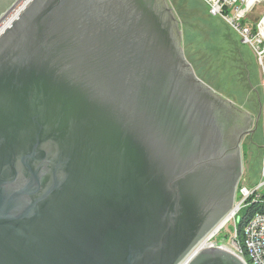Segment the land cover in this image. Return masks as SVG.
<instances>
[{
	"label": "water",
	"instance_id": "95a60500",
	"mask_svg": "<svg viewBox=\"0 0 264 264\" xmlns=\"http://www.w3.org/2000/svg\"><path fill=\"white\" fill-rule=\"evenodd\" d=\"M180 41L163 0H33L0 35V264H244L190 254L240 137Z\"/></svg>",
	"mask_w": 264,
	"mask_h": 264
},
{
	"label": "rangeland",
	"instance_id": "374dc122",
	"mask_svg": "<svg viewBox=\"0 0 264 264\" xmlns=\"http://www.w3.org/2000/svg\"><path fill=\"white\" fill-rule=\"evenodd\" d=\"M171 1L180 21L181 49L195 74L243 111L259 115L258 132L254 137L258 146L250 148L248 160L241 167V178L237 186L252 190L259 182L263 130L260 73L254 53L249 46L240 42L237 33L224 21L208 16L203 0ZM263 14L264 0L255 4L249 19L257 23ZM237 187L234 200L238 202L241 198ZM259 194H262V189ZM243 212L244 208H241L239 214ZM234 227L233 223L227 224L212 240L213 245H223L227 250H232L231 233Z\"/></svg>",
	"mask_w": 264,
	"mask_h": 264
},
{
	"label": "built area",
	"instance_id": "2783aa9c",
	"mask_svg": "<svg viewBox=\"0 0 264 264\" xmlns=\"http://www.w3.org/2000/svg\"><path fill=\"white\" fill-rule=\"evenodd\" d=\"M33 0H13L12 3L0 15V35L11 26L20 13ZM207 6L208 15L218 17L224 21L239 36L243 45L249 46L255 56V62L260 73V90L262 94V140L260 145V169L259 182L254 189L240 187V201H233L231 208L224 217L212 228L193 248L191 253L200 251L213 245L212 240L224 227L233 223L241 208L247 204L264 202V14L259 21H250L249 15L255 4L263 0H203ZM23 2H25L23 4ZM18 10V8H20ZM14 13H16L14 15ZM262 189V194L259 191ZM224 219H226L224 221ZM221 222H223L221 224ZM221 224V225H220ZM232 250L244 264H264V214L256 213L251 216L242 228V247L237 240L236 227L231 233ZM227 250V248H224ZM190 253V254H191Z\"/></svg>",
	"mask_w": 264,
	"mask_h": 264
},
{
	"label": "flooded vegetation",
	"instance_id": "af4514ba",
	"mask_svg": "<svg viewBox=\"0 0 264 264\" xmlns=\"http://www.w3.org/2000/svg\"><path fill=\"white\" fill-rule=\"evenodd\" d=\"M8 1L9 0H0V8ZM163 2H164V6L169 11L171 17L173 18V22H175L178 27L180 21L174 3L172 1L170 2V0H163ZM180 40H181V35H180ZM209 87L213 90V92L217 96H219L223 101H225L224 102L225 104L221 107V117L224 118V124L222 126V134H221L222 143L225 144V147L230 149L236 145V141L240 137V142H239V147L241 149L240 176L236 183L235 186L236 188L241 178V167L244 166L246 164V161L248 160L250 148L252 147L255 148L258 146L254 141V137L258 132L259 115L257 114L253 115L249 112L243 111L241 108L236 106L231 100L220 95L211 86Z\"/></svg>",
	"mask_w": 264,
	"mask_h": 264
},
{
	"label": "trees",
	"instance_id": "16d2710c",
	"mask_svg": "<svg viewBox=\"0 0 264 264\" xmlns=\"http://www.w3.org/2000/svg\"><path fill=\"white\" fill-rule=\"evenodd\" d=\"M237 187V191H238ZM244 208V212L241 214H238L235 218V227L237 232V240L240 243V246L242 247V228L245 225V223L248 221V219L253 216L256 213H262L264 214V202L262 203H253V204H247ZM240 213V212H239Z\"/></svg>",
	"mask_w": 264,
	"mask_h": 264
},
{
	"label": "bare ground",
	"instance_id": "6f19581e",
	"mask_svg": "<svg viewBox=\"0 0 264 264\" xmlns=\"http://www.w3.org/2000/svg\"><path fill=\"white\" fill-rule=\"evenodd\" d=\"M25 2H26V0H25ZM25 2H23V4H24ZM19 9H21V7L18 8V10H19ZM15 14H16V13H14V15H15ZM258 213H259V212H258ZM225 220H226V219H224V221H225ZM222 223H223V222H221V224H222ZM221 224H220V225H221ZM191 254H192V253H191ZM186 260H187V259H186ZM186 260L183 262V264H185Z\"/></svg>",
	"mask_w": 264,
	"mask_h": 264
},
{
	"label": "crops",
	"instance_id": "0c3cea01",
	"mask_svg": "<svg viewBox=\"0 0 264 264\" xmlns=\"http://www.w3.org/2000/svg\"><path fill=\"white\" fill-rule=\"evenodd\" d=\"M209 17H211L210 15H208ZM211 18H217V17H211ZM219 19V18H218ZM221 20V19H220ZM226 24V23H225ZM227 25V24H226ZM228 26V25H227ZM229 27V26H228ZM230 28V27H229Z\"/></svg>",
	"mask_w": 264,
	"mask_h": 264
}]
</instances>
